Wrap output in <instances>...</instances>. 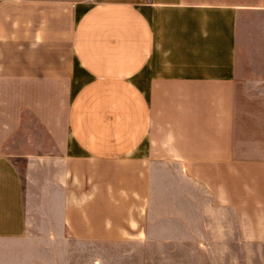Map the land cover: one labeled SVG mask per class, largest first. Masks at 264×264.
Listing matches in <instances>:
<instances>
[{
  "label": "crops",
  "instance_id": "obj_1",
  "mask_svg": "<svg viewBox=\"0 0 264 264\" xmlns=\"http://www.w3.org/2000/svg\"><path fill=\"white\" fill-rule=\"evenodd\" d=\"M263 54L264 0H0V264L264 244Z\"/></svg>",
  "mask_w": 264,
  "mask_h": 264
},
{
  "label": "rangeland",
  "instance_id": "obj_2",
  "mask_svg": "<svg viewBox=\"0 0 264 264\" xmlns=\"http://www.w3.org/2000/svg\"><path fill=\"white\" fill-rule=\"evenodd\" d=\"M254 71L258 73V70ZM254 71H251V74ZM261 73L264 76V71ZM193 205V214L191 215L187 213L188 217L193 218V226L188 227L187 229L189 231L193 230V233H189L194 236L197 242L191 243V241H187L185 244L178 245L162 244L163 256L169 254V247L174 250L183 251L177 256V258H163L161 260L162 264H170L171 262L175 264H264V244L239 243L233 238V231L229 226H226L225 228L226 241H218L217 237L218 235H221L222 232H219L216 227L217 218H222L228 221L231 219V214L226 213L221 216L211 214L208 220L210 226L205 227L204 229L200 205H198L196 201ZM202 234H204V237L207 235L210 240H203V237H201ZM73 249V243L67 242L66 252L72 251ZM77 261L79 262L80 260L77 259ZM82 261L83 264L85 262L87 264L89 263L88 258L87 260Z\"/></svg>",
  "mask_w": 264,
  "mask_h": 264
}]
</instances>
